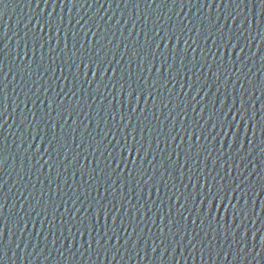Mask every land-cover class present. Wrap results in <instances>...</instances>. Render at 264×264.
Wrapping results in <instances>:
<instances>
[{
	"label": "water",
	"instance_id": "95a60500",
	"mask_svg": "<svg viewBox=\"0 0 264 264\" xmlns=\"http://www.w3.org/2000/svg\"><path fill=\"white\" fill-rule=\"evenodd\" d=\"M237 3L238 8L227 0H191V3L188 0H176L175 3L172 0H167V3L161 0H80L75 4L67 3V0L63 3L61 0L55 3L49 0L47 5L43 0L39 3L37 0H3L0 3V61L3 72L7 73L4 80L5 111L0 117V136L6 142L4 155L7 160L0 167V203L5 204L0 214V233L5 241L9 239L8 229L16 231L15 222L19 217L25 221L29 220V214L31 217L24 236L21 237L17 231L13 237L15 243H20V249L13 244L9 251L11 260L6 259L4 264H264V12L258 0L256 3L237 0ZM245 17L249 30L240 37V47H233L227 43L228 37L239 35L236 30H243ZM41 36L43 39L36 43ZM97 39L103 46L101 57L106 56L112 61L111 65L106 63L105 66L116 69L113 79L124 77L120 83L125 84V92L130 91L126 81L138 88L136 99L121 94L120 84L113 88L108 80L109 74H101L100 67L89 62L87 54L95 51ZM50 45L54 50H50ZM189 45L195 49L194 52ZM17 52L21 56L28 52V56L21 60ZM82 58L87 67L80 64ZM26 65H30V69ZM89 68L97 75L89 73L85 77L83 73ZM38 72L43 75H38ZM103 84H108V88L105 89ZM202 86L205 87L199 91ZM245 89L252 93L255 107L249 110L248 115L254 118L245 117L243 127L240 123L235 125V131L240 134V143L237 144L227 125L221 132L220 121L225 118L219 112L222 107L228 112L233 99L239 105L240 95ZM62 91L68 96L61 100L57 94ZM244 99L248 100L249 96L245 94ZM50 101L52 111L49 116L46 105ZM164 104L168 106L164 107ZM32 113H36L37 118L43 117L50 126L33 118ZM60 113L68 118L63 119ZM113 114L115 120H112ZM232 114L226 119L231 120ZM25 116L32 121L31 125L24 120ZM35 124H39L43 132L36 141H32L29 133L36 135L32 128ZM109 128L115 133L113 144L116 141L123 143V137L128 135L131 145L134 143L132 136L137 140L142 136L147 159L155 156L153 163L172 155L173 163L169 168L172 176L169 177L163 168L159 169L164 173L167 187L159 174L148 179L147 175L141 178L135 171L137 168L147 169L149 174L153 171L146 161L143 165L139 162L145 155L144 151L135 157V164L131 163L133 157L124 153V159L129 163L127 168L123 163L120 167L125 172L132 169L133 177H127L125 173L107 175L110 170L105 168V163L111 162L112 158L107 152L100 155L107 140L104 144L99 142L103 137L101 129L108 131ZM21 131L24 132L23 137ZM53 133L59 143L52 139ZM197 136L199 140L195 139ZM22 139L24 143L17 150L16 145L21 144ZM65 141L67 150L61 147ZM29 143H34L35 148L28 149ZM189 145H192V159L186 160L185 152L189 151ZM97 146L99 150L93 153ZM208 151H211V156H208ZM77 154L79 164L74 159ZM113 156L116 162H120L119 148L113 151ZM105 157H108L107 161ZM177 159L179 164L175 163ZM97 161L98 183L88 178ZM115 167L116 163H112V168ZM199 173H211L212 193H219L214 201L208 199L201 204L197 198L198 192L207 191L206 184L196 183ZM135 180H140V184L137 185ZM154 184L159 192L153 188ZM150 190L151 196L148 194ZM177 195H180V201L188 196L186 206L191 213L180 208ZM77 196L84 201L88 211L83 214L76 212L73 218L65 207L71 211L80 208L79 202L74 207L72 204ZM64 201H68L66 206ZM54 204L60 205L56 211H53ZM113 205V214L117 217L115 223L112 214L107 219L102 215L95 227L100 232L107 230L111 235L113 229H120L122 219L129 232L136 229L133 240L137 237L141 240L136 249L140 251L139 257L130 245V256L124 247H120L121 255L115 258L111 253L105 257L103 252L97 258L95 251H85V241L94 240L96 234L93 232L90 237L84 225H90L104 206L112 209ZM234 208L244 209L242 217L234 218ZM178 209L186 220L181 219ZM197 217L199 219L193 225L191 220ZM80 220L84 225L79 223ZM217 221L224 227L220 228ZM238 224L240 228H236ZM185 226L187 235L183 244H172L170 255L166 253L161 257L160 247L156 253L151 251L155 246L152 241L157 238L165 239L166 243L179 240L180 235L185 234ZM69 228L72 234H76L75 240L68 232ZM78 228L82 236L77 234ZM160 228H164L163 236ZM178 228L180 235L174 236ZM216 229L218 231H214ZM242 229L248 237L246 246L234 243L229 234L232 230L239 233ZM194 231L200 232L199 239L205 243L212 239L211 252L205 249L201 253V246L196 241H193L195 249L188 245ZM28 232L32 233L33 243L39 240L40 248L33 253L29 243L27 255L22 250L28 240ZM50 232H55V236ZM61 232L68 237L67 240ZM37 233H40L39 237ZM124 235L121 234L120 243ZM45 236L47 240H44ZM56 238L59 240L53 244ZM145 240L148 242L146 245L143 244ZM41 248L44 253L39 255ZM172 248L176 250L172 251ZM57 249L63 251V257ZM66 249H71L75 257L70 256Z\"/></svg>",
	"mask_w": 264,
	"mask_h": 264
},
{
	"label": "snow or ice",
	"instance_id": "6c2138e0",
	"mask_svg": "<svg viewBox=\"0 0 264 264\" xmlns=\"http://www.w3.org/2000/svg\"><path fill=\"white\" fill-rule=\"evenodd\" d=\"M2 2H3V0H0V3H2ZM37 2L39 3L40 0H37ZM52 2L55 3L56 0H52ZM61 2L63 3L64 0H61ZM85 2H87V0H85ZM150 2H155V0H150ZM161 2L162 3H167V0H161ZM172 2L175 3L176 0H172ZM188 2L191 3V0H188ZM244 2H245V0H240V3H244ZM247 2L248 3H256V0H247ZM43 3L45 5H47L49 3V0H43ZM67 3H73V4L80 3V0H67ZM227 3L234 4L237 8L239 7V4L237 3V0H227ZM258 3L261 6V11L264 12V0H258ZM100 7L103 8V5L101 4ZM48 15L51 16V13H48ZM177 15H180V14L177 13ZM228 16L231 17L233 20L235 19V17H233L231 13H228ZM60 22H61V24H63V19L62 18H61ZM77 23H79V21ZM244 24H245V27L243 28V30H241L240 28H238L236 30L237 33H239V35L233 34L232 36L228 37V41H227L228 44L232 45L233 47H240V43H239L240 37H242L244 35V31H248L249 30L247 28V26H246V24H247V18L246 17L244 19ZM81 27H83V25H81ZM40 31H43V28H41ZM56 31L59 32L60 29L57 28ZM89 31H91V28H89ZM181 31H183V29H181ZM189 31H191V29H189ZM156 34L158 35L159 32L157 31ZM209 36H211V33H209ZM85 37H87V32H85ZM220 38H221V40H223L224 39L223 35H221ZM42 39H43V37L41 36L38 40H36V43H40V40H42ZM162 39H163V37H162ZM205 39H208V37H205ZM245 39H247V37H245ZM109 43H111V41H109ZM185 43H187V41H185ZM193 43H195V41H193ZM156 46L159 47V44H157ZM26 47H27V45H26ZM40 47L43 48V44H40ZM189 49L191 51H193V52L195 51L194 48H191V45H189ZM50 50H54V49H51V45H50ZM102 50H103V46L100 45L99 39H97L96 46H95V51H91V52H89L87 54L89 62L92 63L93 65H98L100 67L101 74H103V73H108L109 74L108 75V80H109V82L112 83L113 88H115L117 84H120L119 91H120L121 94L127 95V96H132L133 99H136L137 98L138 88H134L132 86V83L126 81L127 87H128V89L130 91H128V92L124 91L125 84H121L120 83V80H123L124 77L121 75L119 80H114L113 79V77L116 74V69L105 66L106 63L108 65H111L112 61L111 60H107L106 56L103 57V58L101 57L100 53H101ZM241 51H243V48H241ZM16 55L21 60H23L24 56H28V52H25L24 56H21L19 52H17ZM41 59H43V57H41ZM164 63L165 64L167 63V57L164 58ZM73 64H76L75 60H73ZM80 64H82L85 67H87V65L84 63L83 58L81 59ZM26 67L30 69V65H26ZM69 67H71V65ZM76 67L79 68L80 65H76ZM236 71H239V69H236ZM0 73L3 74L2 76H0V117H2L4 115V111H5L4 108H3L4 100H5V89H6V85L4 84V80L7 78V73L3 72L2 61H0ZM89 73H91L94 76L97 75V73L95 71H93L92 68H89L87 72L83 73V75L85 77H87L89 75ZM38 75H43V73H39L38 72ZM130 79H131V74L129 75V80ZM85 82L88 83L87 80H85ZM205 86H207V85H205ZM205 86H202L201 89H199V91H202L203 87H205ZM103 87L105 89H107L108 88V84H103ZM152 87H154V85ZM241 87H243V85H241ZM45 90H47V89H45ZM97 91H99V87L97 88ZM262 91H264V89H262ZM149 94H151V93H149ZM245 94H247L249 96L248 100L244 99V95ZM72 95H75V93H72ZM64 96H68V93H65V92L62 91L61 93L57 94V97L59 99H61V100L63 99ZM251 97H252V93H249L248 90L245 89V92L241 93V95H240L239 105H237L236 100L233 99L231 101V105L228 106V112H225L223 107L220 109L219 115L221 117L225 118V119L220 121L221 132L224 130L225 125H227L228 129H230L232 131V133H233V135L235 137L234 143H237V144L240 143V134H239V132L235 131V125L237 123H240L241 127H243V121H244L245 117H248V119H253L254 118V116H249L248 115L249 110L250 109H254V107H255ZM194 98L195 97H193V99ZM69 99H70V97H69ZM32 102L35 103V101H32ZM163 106L167 107L168 105L164 104ZM46 107H48V109H49L48 115L50 116V113L52 111V109H51V101L49 102L48 105H46ZM61 107H62V105H61ZM262 108H264V104H262ZM233 109H234V114H232L233 113ZM65 111H67V110L65 109ZM213 114L215 115L216 113H213ZM230 114H232V119L231 120H227L226 118ZM60 115L65 120L68 118V117H65L63 115V113H60ZM69 115H71V114L69 113ZM170 115H171V113H170ZM32 116H33V118H36V119L42 121L43 123H45L46 126H50L48 124V121H45L43 119V117H38L37 118L36 117V113H32ZM237 117H239V120H237ZM115 119H116V117L113 114L112 115V120H115ZM209 119H211V117H209ZM24 120H28V117L25 116ZM121 120L122 121L124 120L123 116H121ZM28 123L31 125L32 121L28 120ZM125 126H127V125H125ZM215 126L216 125L213 124L214 128H215ZM60 127L62 128L63 125H60ZM97 127H99V124H97ZM32 128H33V131L36 132V135H32L31 132L29 133V135L31 136V140L32 141H36L37 136H40L41 133L43 132V130L39 129V124L32 125ZM72 131L74 132L75 129H73ZM143 131H144V129L141 128L140 132L143 133ZM101 132L103 133V137H102V139L100 140L99 143L100 144H104V141L107 140V144L104 145V151L100 152V155L103 156L104 152H107L108 157L112 158L111 162H106L105 163V168L110 170L107 173L108 176H111L113 174L119 176L120 173H125V175L127 177H133V170L132 169H128L125 172V169H122L120 167V163H123L125 165V168H127L128 163H129L128 160L124 159V153L127 152L129 156L133 157V159L131 160V163L135 164L136 163L135 157H139L141 155V152L144 151L145 155H144V157H142L140 159L139 162H140L141 165H143L145 163V161H146L147 164L150 166V168L153 171L151 172V174H149L147 169H143V168H137L135 171L137 173H139L141 178H143L145 175H147L148 179H154V177L157 174H159L161 182L164 184L165 187H167V181L164 179V173H160L159 169L163 168L164 172L168 173L169 177L172 176V173L169 172V168L172 166V163H173L171 154H169L166 158L162 157L161 160L158 161V163H153V160L155 159V156H153L152 159H147V155L148 154H147V152L144 149V144L141 143V140L143 139L142 136H141V140H137L136 136H132L131 139H132V141H134V143H132L131 145H129V137H128V135H125L123 137V143H121L120 141H116V143L113 144V140H115V133H114L113 129L109 128L108 131H104V129H101ZM218 135H219V133H218ZM23 136H24V132L21 131V137H23ZM52 139H57V137L55 136L54 133H53ZM91 139L94 140L95 137H91ZM172 139L175 140L176 137H172ZM195 139L199 140L200 137L197 136V137H195ZM157 142H158V137H157ZM23 143H24V140L22 139L21 140V144H17L16 145L17 150H19L21 148V145ZM49 143H51V141H49ZM57 143H59L58 139H57ZM73 143H75V140H73ZM81 143H83V141ZM248 143L251 144V141H248ZM66 144H67V142L65 141V144L61 145V147H64L65 150H67ZM33 145H34V147H33ZM79 146L80 145H77V147H79ZM89 147H91V145H89ZM149 147H151V143L150 142H149ZM177 147H179V145H177ZM191 147H192V145H189V151L185 152L186 160H191L192 159L191 151H190ZM34 148H35V144L34 143H29L28 149H34ZM117 148L120 149V162H116V157L113 156V151L116 150ZM98 150H99V146H97V148L93 149V153H95ZM5 151H6V142L3 140V137L0 136V167H2L4 164L7 163V160H6L5 155H4ZM26 151H27V149H26ZM176 155H177V157H179V153H176ZM211 155H212L211 151H208V156H211ZM108 157H105L106 161H107ZM13 159H15V157H13ZM74 159H76L77 164L80 163L79 154H77L76 157H74ZM85 159H87V156H85ZM197 159H199V153H197ZM165 160H167V163H165ZM36 163L39 164V160H37ZM112 163H116V167L115 168H112ZM175 163L179 164V159H177L175 161ZM41 167H43V165H41ZM48 167L52 168L53 165H48ZM180 167L183 168L184 165H180ZM98 168H99V161H97L96 167L91 169V173L89 174V177H88L90 180H93V182H97V183L99 181V175L97 173V169ZM101 171H103V170L101 169ZM81 175L83 176V173ZM210 175H211V173H209L208 175H204L203 173H199L197 175L196 183L197 184L203 183V184L207 185V191L206 192L200 191L197 194V198L200 200L201 204H203L205 202V200H208V199H211V200L214 201L216 199V197L219 195V193H216V194L212 193V185L209 182V176ZM21 179H23V177H21ZM213 179H214V177H213ZM189 182H191V177H189ZM49 183H51V181H49ZM113 183H116V182L114 181ZM135 183L137 185H139L140 184V180H135ZM144 183L147 184V181H144ZM195 186L196 185L194 184L193 187H195ZM109 187H112V185H109ZM185 187H187V186L185 185ZM153 188H155L156 192H159V188L156 187L155 184L153 185ZM0 191H2V184H0ZM105 191H107V189H105ZM129 191H132V189L130 188ZM97 192L99 193V188H97ZM177 192H179V189H177ZM148 194H149V196H151V194H152L151 190L149 191ZM174 195H175V193H174ZM180 195H183V193H180ZM180 195H177V201H179L180 208H183L185 212L191 213V209L186 206L187 201H188V196H184L183 201H180ZM4 199L6 200L7 198L5 197ZM86 199H87V197H85V200ZM168 199L171 201L172 197L169 196ZM77 202L80 203L81 207L78 208V209H75V211H71L67 207H65V211H68L69 215L71 217H73V218H75L76 212H80L81 214H83L84 212L88 211V208L84 207V201L81 200L79 196H77L76 199L72 201L73 207L75 206V204ZM63 203L66 206L68 201H64ZM195 203H196V198L193 199V204H195ZM213 206L215 207V205H213ZM4 207H5V204L4 203H0V214H2V210L4 209ZM12 207L14 208L15 205L13 204ZM59 207H60V205H55L54 204L53 211L58 210ZM89 207H91V204H89ZM114 209H115V205H113L112 209H107V207L104 206V210L101 211V212H97L96 213L95 219L92 220L90 225H84V221L83 220L79 221V223L81 225H84V229H85V231H87V233H88V235L90 237L92 236L93 232H95V234H96V238H94V240L85 241V243L87 245L85 251H88V252L95 251V254H96L97 258H99V256L101 255V252H103L105 257H107V255L109 253H111L113 255V258H115L116 256L121 255L120 247H124L125 252L128 253L129 256H130L131 252L129 251V247L128 246L130 245L133 250H136V249L139 248V246L141 244V240H140L139 237H137V239H135V240H133V238H132L133 237V233L136 232V229L133 228L132 231L129 232L128 227L123 224L122 219H121V227H120V229L119 230L113 229L111 235L109 234V232L107 230H105L104 232H100L99 230L96 229L95 225L100 222V218H101L102 215L105 217V219H107L108 215L112 214V220L115 223L117 217L113 214V210ZM93 211H95V209ZM169 211L171 212V209H169ZM177 211L179 212V209ZM46 212H47V209L45 208V213ZM243 213H244V209L236 210L234 208V213H233L234 218L237 217V216H241L242 217ZM37 215H39V213H37ZM179 215H180L182 220H186L187 219L184 216L183 212H179ZM209 215H210V213H209ZM197 219H199V217H197L196 219H192L191 223L193 225H196V220ZM30 221H31L30 214H29V220H27V221L23 220V217H19L16 220V222H15L16 231H12V229H8L7 230V235L9 237V239L7 241H5V239L3 238V234L0 233V264H4L6 259L7 260H11V257L9 256V251L12 248L13 244H15V248L16 249H20V243H15L13 237L16 235L17 231L20 233V236L23 237L24 234H25V231L27 230V225H28V223ZM49 223H52V222L49 221ZM169 223H171V221ZM217 224L219 225L220 228L224 227V225H220L219 224V221H217ZM52 226H53V228L55 227L54 224ZM41 227L42 228L44 227L43 221H41ZM104 227H105V229H107V223H105ZM209 227H211V225H209ZM236 228H240V225L239 224L236 225ZM245 228H246V226H245ZM168 231L172 232V229L168 228ZM214 231H218V229H216ZM225 231H228V229H225ZM68 232L72 235V239L75 240L76 234H72L71 233V228L68 229ZM49 234L52 235V236H55V232H50ZM77 234H79L81 236L83 235V233L80 232L79 228L77 229ZM121 234H125L122 243H120ZM160 234H161V236L164 235V228H160ZM229 234L232 236V240H233L234 243H236L238 245L246 246L248 237L244 233L243 229L239 233L236 232L235 230H232ZM173 235L174 236L175 235H180V229L178 228L177 232L174 233ZM186 235H187V232H186V226H185V234L184 235H180V239L179 240L174 239L171 243H166L165 239L157 238V239L152 241V244L155 245V246L152 247L151 251L153 253H156L157 252V248L160 247L162 249V251L160 253L161 257H163L166 253H168L170 255L171 253H169V248H171V245L172 244H176L177 246L182 245ZM204 235H205V237H207L208 233L205 232ZM27 236H28V240H27V242H25V246H24V249L22 251L26 252L27 255H28V252H27L28 244L29 243L32 244V251H33V253H35L36 250L38 248H40V242L37 239L33 243V240L31 239L32 233H30V232L27 233ZM36 236L39 237L40 233H37ZM61 236L65 240L68 239V237L63 235V232H61ZM237 236H239V239H237ZM199 237H200V232L194 231L193 234H192L191 239L188 240V245L191 248L195 249L196 248V243H199L200 246H201V249H200L201 253H203V251L205 249H208V251L211 252L212 251V239H209L207 241V243H205V241L203 239H199ZM225 239H227V236H225ZM44 240H47L46 236L44 237ZM58 240H59V238H56V239H54L52 241V243L55 244V243H57ZM101 241H103V243ZM193 241H196V243H194ZM93 243H95V245H96L95 249H93ZM147 243L148 242L146 240L143 241V244L146 245ZM118 244H120L119 247L117 246ZM162 245H163V247H161ZM229 246L231 247V244ZM46 247H47V245L45 244L44 248H46ZM66 250L69 252L70 256H72L73 258L75 257V253L72 252L71 249H66ZM175 250H176L175 248H172V251H175ZM240 250L243 251L244 248L241 247ZM57 251L59 252V255L61 257H63V255H64L63 251H60L59 249H57ZM43 253H44V249L41 248L40 252H39V255H42ZM135 254H136V256L139 257L140 256V251L136 250ZM12 255H14V256L16 255L15 251H13ZM49 255H51V254L49 253ZM81 255H83V253H81ZM45 258H47V257H45Z\"/></svg>",
	"mask_w": 264,
	"mask_h": 264
}]
</instances>
